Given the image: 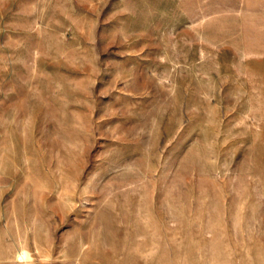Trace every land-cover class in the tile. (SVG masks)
<instances>
[{
  "label": "rangeland",
  "instance_id": "rangeland-1",
  "mask_svg": "<svg viewBox=\"0 0 264 264\" xmlns=\"http://www.w3.org/2000/svg\"><path fill=\"white\" fill-rule=\"evenodd\" d=\"M0 264H264V0H0Z\"/></svg>",
  "mask_w": 264,
  "mask_h": 264
}]
</instances>
